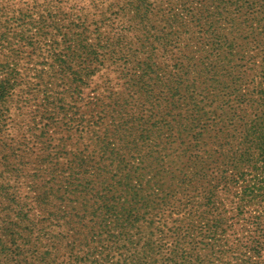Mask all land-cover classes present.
Segmentation results:
<instances>
[{
  "label": "rangeland",
  "instance_id": "374dc122",
  "mask_svg": "<svg viewBox=\"0 0 264 264\" xmlns=\"http://www.w3.org/2000/svg\"><path fill=\"white\" fill-rule=\"evenodd\" d=\"M181 1L185 0H9L12 9L5 13L0 46V264H245L248 260L243 249L232 247L245 232L233 224L236 207L242 203H231L229 197H220L222 204H214L203 215L199 227L213 232L207 237L192 229L188 238L173 219H162L154 210L146 221L129 220L126 238L110 242L105 235H92L97 225L85 214L103 208L99 207L103 200H108L107 206L116 202L111 197L116 196L114 191L101 192L93 169L77 167L98 150L97 138L104 129L99 118L106 109L101 103H109V113L127 104L130 116L143 110L138 104V110L129 106L133 68L151 52L153 61L171 70L181 48L165 46L161 36L178 19L167 17ZM107 128L106 140L115 143L114 127ZM67 168L77 181L90 182L98 198L65 192ZM21 177H37L33 183L51 179L49 192L44 194L41 188L32 193L36 222L28 237L25 234L28 247L23 257L18 251L17 214L21 194L30 192L27 179ZM260 252L253 264H264V251Z\"/></svg>",
  "mask_w": 264,
  "mask_h": 264
},
{
  "label": "trees",
  "instance_id": "16d2710c",
  "mask_svg": "<svg viewBox=\"0 0 264 264\" xmlns=\"http://www.w3.org/2000/svg\"><path fill=\"white\" fill-rule=\"evenodd\" d=\"M0 2L2 46L5 13L12 4ZM169 14L168 20L178 19L161 41L181 48L179 57L171 70H163L151 52L144 53L145 61L133 68L129 102L131 110H138L137 104L143 110L130 116L127 104L109 113L104 99L98 150L88 163L77 164L94 170L101 192L116 193L112 205L103 200V208L85 211L97 225L92 235L118 242L129 234V220L146 221L157 210L188 238L192 229L207 237L213 232L199 227L203 215L222 204L220 197H229L231 203H242L233 224L245 232L232 247L243 249L248 254L244 263L253 264L264 251V0H185ZM110 124L116 144L106 140ZM67 170L65 192L98 198L90 182L82 184ZM21 178L30 192L21 194L17 214L23 257L36 222L32 193L43 188L46 194L51 179L33 183L37 177ZM218 217L222 223L220 212Z\"/></svg>",
  "mask_w": 264,
  "mask_h": 264
}]
</instances>
